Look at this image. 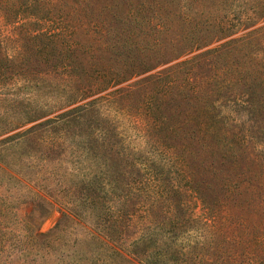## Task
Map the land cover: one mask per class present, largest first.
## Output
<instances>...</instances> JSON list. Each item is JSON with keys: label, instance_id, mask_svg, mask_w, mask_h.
<instances>
[{"label": "rangeland", "instance_id": "374dc122", "mask_svg": "<svg viewBox=\"0 0 264 264\" xmlns=\"http://www.w3.org/2000/svg\"><path fill=\"white\" fill-rule=\"evenodd\" d=\"M133 2L147 3L141 15L150 16L155 30L162 31L160 39L166 38L147 46L181 44L191 52L71 104L61 93L0 88V264H144L128 252L130 243L146 223L175 219L173 211L192 227L173 233L179 248L218 246L225 257L218 264H264V108L254 104L261 99L264 105V0ZM141 29L148 30L151 41L158 35ZM195 36L199 40L188 43ZM174 38V44L167 42ZM223 53L226 58H217ZM195 55L201 60L196 78L203 82L209 70L224 63L249 75L258 70V77H251L253 95L238 94L226 110L230 132L240 136L235 142L247 150L243 171L230 170L238 184L206 195L180 188L186 178L176 153L185 149L154 142L138 114L143 101L152 107L150 76ZM119 89L135 90L129 109L123 111L110 97L94 103ZM23 102L43 113L23 123ZM206 150L190 148L197 157L211 159ZM248 170L257 171L256 180L247 178ZM243 178L247 191L238 195ZM200 197L213 200L209 208ZM112 214L132 224L121 237L104 234Z\"/></svg>", "mask_w": 264, "mask_h": 264}, {"label": "trees", "instance_id": "16d2710c", "mask_svg": "<svg viewBox=\"0 0 264 264\" xmlns=\"http://www.w3.org/2000/svg\"><path fill=\"white\" fill-rule=\"evenodd\" d=\"M146 4L133 0H0V88L16 86L21 91L34 90L31 92L36 95L61 93L67 96L66 104H71L191 52V48H182L181 44L171 48L147 46L162 44L166 38L160 39L162 31L155 30L157 23L150 16L141 15L147 10ZM141 28L154 29L151 33L158 35L151 41L148 30ZM197 40L195 36L188 43L195 44ZM174 41L175 38L167 39L169 44ZM226 56L223 53L217 58ZM200 61L195 55L152 74L147 85L152 107L143 101L138 114L143 115L154 142L185 149L183 154L176 153L186 178L180 188L206 195V191L222 192L225 188L228 191L238 184L231 171H243L247 150L235 142L240 136L230 132L233 125L226 110L238 94L250 91L253 95L255 83L251 77L257 78L258 70H253L254 73L249 70L252 74L249 75L240 66L224 63L209 70L210 75L203 82L196 78V64ZM142 89L139 87V91ZM133 94L134 89H119L96 98L94 103L110 97L125 111ZM260 102L261 99L254 104L262 109L264 105ZM22 104L21 113L26 117L23 123L34 121L43 113L29 103ZM195 146L207 149L205 153L212 158L191 153L190 148ZM252 164L256 169V162ZM256 173L248 170L246 176L256 180ZM245 180L238 181L242 183L238 195L247 191ZM154 181L155 190L160 180ZM200 198L209 208L213 200ZM108 207L113 210L104 203L107 211ZM179 207L180 204L174 209ZM180 215L173 211L171 217L176 218L168 223L163 220H156L153 225L146 223L130 243L128 252L144 264H218L224 257L218 246L211 249L202 246L193 251L179 248L178 237L173 233L192 229ZM131 225L123 222L120 215L112 214L104 222V234L109 238L121 237ZM160 234L162 238L158 237Z\"/></svg>", "mask_w": 264, "mask_h": 264}]
</instances>
